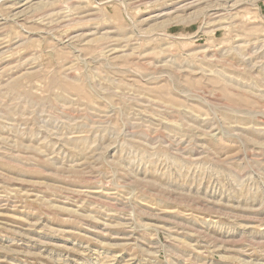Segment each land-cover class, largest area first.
Here are the masks:
<instances>
[{
  "label": "rangeland",
  "instance_id": "374dc122",
  "mask_svg": "<svg viewBox=\"0 0 264 264\" xmlns=\"http://www.w3.org/2000/svg\"><path fill=\"white\" fill-rule=\"evenodd\" d=\"M0 264H264V0H0Z\"/></svg>",
  "mask_w": 264,
  "mask_h": 264
},
{
  "label": "bare ground",
  "instance_id": "6f19581e",
  "mask_svg": "<svg viewBox=\"0 0 264 264\" xmlns=\"http://www.w3.org/2000/svg\"><path fill=\"white\" fill-rule=\"evenodd\" d=\"M10 2H11V1H10ZM204 2H205V1H204ZM222 2H223V1H222ZM216 3H217V2H216ZM3 5H4V4H3ZM203 5H204V4H203ZM212 6H213V5H212ZM212 6H211V7H212ZM219 6H220V5H219ZM209 10H210V9H209ZM223 10H224V9H223ZM215 11H216V10H215ZM226 12H227V11H226ZM46 18H47V17H46Z\"/></svg>",
  "mask_w": 264,
  "mask_h": 264
}]
</instances>
